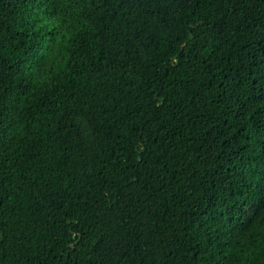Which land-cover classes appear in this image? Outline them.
<instances>
[{
    "label": "trees",
    "instance_id": "trees-1",
    "mask_svg": "<svg viewBox=\"0 0 264 264\" xmlns=\"http://www.w3.org/2000/svg\"><path fill=\"white\" fill-rule=\"evenodd\" d=\"M0 264H264V0H0Z\"/></svg>",
    "mask_w": 264,
    "mask_h": 264
}]
</instances>
